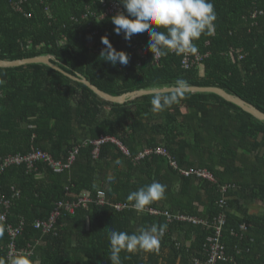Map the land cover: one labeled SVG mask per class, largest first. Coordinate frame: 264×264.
<instances>
[{"label":"trees","instance_id":"obj_1","mask_svg":"<svg viewBox=\"0 0 264 264\" xmlns=\"http://www.w3.org/2000/svg\"><path fill=\"white\" fill-rule=\"evenodd\" d=\"M211 2L214 34L194 41L197 52L154 59L148 36L115 33L102 0H0V60L50 56L61 70L0 68V167L8 165L0 198L9 202L0 260L14 243L35 264H111L112 230L167 225L158 251L121 252L120 264H264V121L213 93L185 92L160 112L152 111L155 94L112 103L65 74L112 96L170 88L179 78L264 113V0ZM105 35L128 54L126 66L101 56ZM196 54L202 61L184 68ZM107 138L129 155L110 141L94 144ZM157 148L165 155L137 160ZM38 152L61 170L45 159L28 168ZM153 182L165 186L164 197L137 212L128 195ZM215 244L224 257L213 262Z\"/></svg>","mask_w":264,"mask_h":264},{"label":"clouds","instance_id":"obj_2","mask_svg":"<svg viewBox=\"0 0 264 264\" xmlns=\"http://www.w3.org/2000/svg\"><path fill=\"white\" fill-rule=\"evenodd\" d=\"M125 11L114 15L111 20L117 35L123 34L125 40L131 41L134 35L148 36L147 50L154 59L166 56L169 52L176 55L196 53L194 41L202 35L214 34L216 14L211 0H119ZM105 46L101 56L113 66L129 63V56L123 50H117L108 36L101 37ZM153 59V60H154ZM189 87L183 79L174 82L172 90L157 93L150 103L153 112H160L180 101L182 94ZM111 180V177H109ZM165 186L159 182L132 191L127 199L133 203L137 212L164 197ZM167 225H152L140 228L137 233L112 230L109 234L111 264H120V253L137 251H158L160 238ZM0 264H35L32 253L27 251L9 252L7 260Z\"/></svg>","mask_w":264,"mask_h":264},{"label":"built area","instance_id":"obj_3","mask_svg":"<svg viewBox=\"0 0 264 264\" xmlns=\"http://www.w3.org/2000/svg\"><path fill=\"white\" fill-rule=\"evenodd\" d=\"M102 5H103V8L105 10V13L103 15V17H106V16H114L116 15L117 13L119 12H122L123 9L121 7V5L118 3V0H102ZM17 11H21V9L19 7L16 8ZM203 57L199 54H196V56L194 57L193 60L190 59L189 56H185L184 60H183V66L184 68L188 69L190 68L191 66L193 65H196V64H199L201 61H202ZM107 142V141H110L112 142L113 144H116V145H119L121 147V149L127 154L129 155V152L119 143L117 142L115 139H112V138H107L106 140H102V141H99V142H95L94 144L99 146L100 144H102V142ZM152 154H158V155H165V151L164 149L162 148H157V149H147L143 152H141L138 157H137V160L138 159H143L149 155H152ZM35 159H45L49 162L50 165H53L57 168V170H61V162H55L53 161L52 159L48 158L45 156V154L41 153V152H38L37 155H35L33 157L32 160H30L29 162V165H28V168H31L32 167V162L33 160ZM23 161L22 158H13V160L9 161V163L11 164L12 162L16 163V164H21ZM8 166V165H6ZM5 165L0 167V171H3V167H6ZM191 173H196L197 176H199L200 178H203V179H207V180H210L212 182H215V178L214 176L209 173L208 171H203V170H195V169H190L187 171V175L191 174ZM101 203H103V201H101ZM9 208V202L7 200H3L2 198H0V220L2 221H6L7 220V210ZM117 208H120V206H117ZM57 214H55L56 216ZM53 221H54V218H53ZM195 223H197L196 220H194ZM222 223V221H221ZM41 224H37V226H40ZM44 227H45V231H49L50 228H51V223L50 224H44ZM19 230H14L12 228H10V234L11 236L15 237L17 234H18ZM218 234H220V228H218ZM224 249V246L223 245H219V244H215L213 245L212 247V252H213V255H212V258H211V261L215 262L216 260L220 259V258H223L224 257V254L222 252V250ZM19 251H27V249H21V250H18L16 247H15V244L12 243L11 246H10V252H19ZM28 252V251H27Z\"/></svg>","mask_w":264,"mask_h":264},{"label":"water","instance_id":"obj_4","mask_svg":"<svg viewBox=\"0 0 264 264\" xmlns=\"http://www.w3.org/2000/svg\"><path fill=\"white\" fill-rule=\"evenodd\" d=\"M28 64H45L50 66L53 69L60 70L55 64L51 62L50 56L45 57H36L31 59H24V60H16V61H7V60H0V68H11V67H20ZM61 71V70H60ZM63 72V71H62ZM65 73V72H63ZM67 76L73 78L74 80L82 82L84 85H86L89 89H91L95 94H97L99 97L112 102V103H118V104H124L128 101L134 100L137 97L144 96V95H151V94H157V93H166L172 90V87L170 88H164V89H156V90H141V91H135L123 94L121 96H112L110 94H107L94 85H92L88 80H86L83 77H74L71 75ZM185 92H199V93H213L218 96H220L222 99H224L227 102L233 103L240 107L243 111L251 114L253 117H255L259 121H264V113L257 109L255 106L247 103L240 97L231 95L227 93L225 90L221 88H214V87H188Z\"/></svg>","mask_w":264,"mask_h":264},{"label":"crops","instance_id":"obj_5","mask_svg":"<svg viewBox=\"0 0 264 264\" xmlns=\"http://www.w3.org/2000/svg\"><path fill=\"white\" fill-rule=\"evenodd\" d=\"M252 212H255L254 210Z\"/></svg>","mask_w":264,"mask_h":264}]
</instances>
